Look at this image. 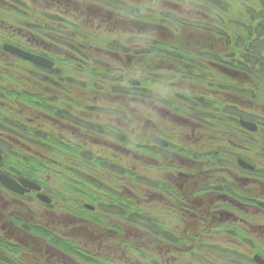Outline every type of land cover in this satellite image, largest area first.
I'll list each match as a JSON object with an SVG mask.
<instances>
[{
  "label": "rangeland",
  "instance_id": "374dc122",
  "mask_svg": "<svg viewBox=\"0 0 264 264\" xmlns=\"http://www.w3.org/2000/svg\"><path fill=\"white\" fill-rule=\"evenodd\" d=\"M34 4H43V1L35 0ZM48 4L53 6L49 12L55 13L56 8L61 6L64 11L60 13H63V22L68 24L70 36L72 33L76 35V45L93 60L94 65L106 66L108 74L104 77H108L112 87L117 84L116 76H119L122 79L118 88L132 89L136 94L140 86L141 90L155 92L154 96L148 92L143 93L140 98H130L133 91L121 94L119 100L123 101V105L124 101L129 102L126 111L132 110L137 114L138 119L133 122H127L128 115L124 111L123 115L119 109H108V125L127 132L125 139L134 142L136 147H130L121 139H102V145L108 142L110 168L108 181H105L108 194H117L121 201L131 202L132 208L134 206L143 210L140 221L146 228L120 220L117 217L120 208L117 210L111 205L110 199L103 192H99L100 197L96 196L97 201L108 205L101 204L93 214L95 227L103 229L108 226L115 247L122 243L115 237L119 234L126 237L137 235L134 238L143 242L148 233L152 234V229L161 225L163 232L173 238L176 244V250L172 249L170 253L176 264H254L253 254L241 252L233 246L223 249L219 245L213 246L223 242L222 238L227 240L223 230L210 232V235L219 232L218 240L198 243L196 238H192L196 247L192 251L187 250L191 244L189 236L197 230L192 228L195 218L189 217V212L179 202L166 200V203H158L157 195L161 191L160 194L166 199L172 197L173 187L165 190L170 181L177 183L176 196L183 197L186 191L183 185L188 180L208 179L211 184H216L219 180L233 181L252 177L235 162L238 156L245 155L248 159L246 156L252 148L250 139L257 143L258 151L248 160L258 167L264 166V153L259 151V147L264 151V0H48ZM0 12V19L4 21L3 27H0L1 44L3 39L13 38L14 33H23L19 22L24 20L17 22L10 13ZM203 21L209 24L205 25ZM63 31H67L65 26ZM172 34H175L178 43H188V48L193 49L190 52L175 49L171 45ZM244 48L252 52L257 65L254 91L242 89L243 83L231 84L232 76L217 67L218 64L231 62L222 60L220 55L223 52L238 54ZM76 56L79 58V54ZM184 56L198 69L192 75L171 70L175 67L163 62V59L171 58L184 61L181 59ZM155 58H160L159 66ZM77 61L74 67L63 61L59 64L60 72L76 80H84L87 71L81 72ZM29 66L23 62L17 64V67L26 70L30 69ZM17 77L25 81L22 74ZM5 85L6 88L10 86ZM34 87L37 85L28 90L34 92ZM22 92L17 86L16 91L14 88L10 90L14 96H9L18 99ZM72 93L76 96V104L85 100L83 97L86 93H82L79 88ZM18 111L26 122L31 119L38 121V115L26 106H19ZM237 118L261 125L260 132L257 135L240 132L236 126ZM224 120L228 123L231 137L237 134L241 140L245 138V144L249 143V147L238 141L232 143L233 148L219 147L226 140L223 135L226 132ZM157 140L163 143L176 140L182 149L193 150L189 156L192 161L160 169L158 162L162 159L154 157L156 153L153 152L159 149ZM239 145L244 146L246 153ZM128 151L131 154L126 155ZM151 163L157 164L158 170L149 168ZM253 177L264 181L261 173ZM155 180H159L156 187L152 185ZM50 181L51 196L79 198L81 203L93 199L91 193L85 194L87 190L77 189L76 194H73L66 180ZM144 181L152 189L145 186L141 188ZM159 185L165 187L159 189ZM208 197L215 196L208 193ZM128 211L131 212V209ZM80 212L81 216L89 217L85 209ZM118 254L117 251L113 252L114 256ZM261 254L264 256V253ZM150 255L154 256L153 253ZM112 259L115 262L122 260L117 257Z\"/></svg>",
  "mask_w": 264,
  "mask_h": 264
},
{
  "label": "flooded vegetation",
  "instance_id": "af4514ba",
  "mask_svg": "<svg viewBox=\"0 0 264 264\" xmlns=\"http://www.w3.org/2000/svg\"><path fill=\"white\" fill-rule=\"evenodd\" d=\"M42 1L43 4H34L35 0H0V10L3 13H10L17 22L24 20L19 22L23 33H14L13 38L9 36L10 39H3L0 44V89L4 88L5 84H10V90L14 88L16 91L18 74H22L25 79L26 89H30L38 82L39 74L44 77L42 79L46 84L48 72L32 64H29L32 67L29 70L17 67L18 63H22V59L7 52L3 44H11L27 52L53 59L60 55L71 57V52H63L64 17L60 12L64 10L58 6L56 13L49 12L53 6L50 7L48 0L47 4L46 0ZM3 23L4 21L0 19V27H3ZM203 23L209 24L207 21ZM33 25L44 28L41 37L32 31ZM49 26L60 27L61 33L50 37L47 29ZM20 38L23 40L21 41ZM171 39V45L175 49L189 52L193 49L188 48V43H178L175 34L171 35ZM55 40L61 46V53L49 50V44H54ZM75 54L78 53L74 52L73 57L76 56ZM220 57L223 61H231L217 65L219 70L232 76L230 83H234L233 85L243 83L242 89L254 91L257 65L252 52L244 48L238 54L223 52ZM155 60L161 62L160 58ZM163 62H170L178 72L192 74L198 71L196 65L190 61L171 58V60L163 59ZM10 90L0 91V154L4 157L0 162V174L19 181L20 177L25 176L10 171L5 166V153L19 146L12 133L18 103L8 95ZM260 151L264 153L263 149ZM249 152L251 156L254 152L257 153L255 148ZM253 165V170L246 171L252 177H242L233 181L219 180L216 184H211L208 180H188L186 185H183L186 189L184 192H187H183V197L176 196L175 181L168 182L165 188L166 190L173 187L172 197L169 199L158 191V203H166V200L179 202L189 212V217L195 218L192 228L197 230L191 232L189 236L191 244L188 245L187 250L192 251L196 247L193 244V236L197 242L214 241L219 239V232L210 234L223 230L225 232L223 234L228 237L227 240L222 238L223 242L213 246L219 245L221 249L233 246L241 252L260 254L264 258L261 254L264 253V181L253 177L259 173L264 175V166L258 167L255 163ZM39 184L41 187L39 192L27 191L21 187L22 193H16L0 182V264H176L170 256L172 249L176 250L174 239L167 237L157 226L152 229V234L148 233L147 237L143 238V242L134 238L137 235L126 237L124 234H119L115 237L122 243L113 247L111 239L113 235L108 233V226L102 229L93 224L95 221L92 219L93 214L99 207L95 205L94 209L90 210L84 206L90 203L87 202L88 200L81 203L79 198L51 196L44 185ZM141 184V188L145 186L152 189L145 181ZM39 193L47 194V200L39 198ZM208 193L215 197L209 198ZM81 209H85L88 218L81 216ZM106 216L108 218V214ZM114 251L119 254L114 256ZM113 257L122 260L115 262ZM253 263L255 264L254 261Z\"/></svg>",
  "mask_w": 264,
  "mask_h": 264
},
{
  "label": "trees",
  "instance_id": "16d2710c",
  "mask_svg": "<svg viewBox=\"0 0 264 264\" xmlns=\"http://www.w3.org/2000/svg\"><path fill=\"white\" fill-rule=\"evenodd\" d=\"M64 26L67 31H63L64 41L62 45L65 47L63 52H71V57L69 59L66 56L61 57L64 55L56 57L55 68L47 72V83L44 84L46 81H43L42 78L44 77L39 74L38 82L35 84L37 87L33 88L34 92L26 89V83L21 82L19 78L16 80V85L20 86V90L23 91L19 94L18 99H16L18 103L15 114L16 121L12 124V133L17 139L19 146L13 148V151L5 153V166L10 171H14L17 174L41 183L48 192L50 190L52 191L46 185L48 181L50 182V179L66 180L65 182L69 183L67 187L70 186L73 194H76L77 189L87 190L85 193L87 195L91 193L93 199L89 201H91V204L97 205V207H100L101 204H104L102 206L108 205L107 203H98L97 201V198L101 196L99 192H103L110 199L111 205L117 210L120 208L119 212H117L120 214V217L117 214L120 220L125 221V223L136 224L141 228H146L140 221L141 216L144 214L143 210L140 208L137 209V207L134 208V206L132 208L131 202L121 201L120 197L117 198V194H108V185L105 183V181H108V169L110 168L108 164V142L102 145V139H115L119 141L121 139V141H124L130 147H136L134 142L125 139L128 136L126 135L127 132L108 125V109H119L123 115L124 111L128 115L126 117L128 118L127 122H133V120L138 119L137 114L132 112L131 109V111H126L128 110L127 106L129 102L124 101L123 105V101L119 100L121 94L123 92L133 91L134 94L130 95V98L132 96L140 98L143 93L148 92V94L151 93L149 95L154 96L155 92L141 90L140 86H138L136 94L132 89L118 88L122 79L119 76H116L115 83L117 84L112 87L108 83V77H104V75L108 74L106 66L104 64L94 65L93 60L85 54L79 45H76L78 43V40L74 39L76 35L72 33V36H70L68 24L65 23ZM47 29H49L50 37L51 35L54 36L61 33L56 27L49 26ZM32 31L38 33L41 37L44 28L33 25ZM49 50L59 53L62 52L61 46L56 40L54 44H49ZM74 52H78L79 58L76 56L73 57ZM180 53H183V51H180ZM181 59L187 61L185 56ZM63 61L69 63L72 67H74L75 61H77V66L81 68V72L87 71L85 79L76 80L73 77L61 73L59 64H62ZM23 63L27 64V62ZM8 77L10 78V76ZM76 88H79L82 93H86L83 97L85 100L79 104H76V96L72 93ZM10 89L11 86H8V88L4 86L0 91ZM51 93L57 94L50 95ZM8 95L14 96V93L8 91ZM19 106H26L33 114H37L38 121L36 122L35 119H31V122H26L25 117L18 111ZM68 108L72 109L69 110ZM23 119L25 120L23 121ZM223 123L225 125L224 129L227 132L223 134L226 140L220 143L219 147L233 148L232 143L235 141L239 143L244 142V145L249 147V143L245 144V138L241 140L237 134L231 137L227 121L224 120ZM32 124H36V126H32ZM236 126L240 132L250 135L240 128L238 121ZM56 127L57 129L62 128L63 130L56 131ZM156 142L159 144V149L153 151L156 153L154 157L162 159L161 161H159L160 159L158 160L161 166L151 163L149 168L157 169L158 166L161 169L165 166V169H167L174 164H184L185 162L189 163L192 161L189 156L192 155L193 150L182 149L176 140L171 142L165 141L166 143H163L162 140H157ZM239 148L245 149L241 145H239ZM127 154L131 153L128 151L126 152ZM246 157L249 159L250 154H247ZM146 168L148 170V164ZM158 181L155 180L152 185L156 186ZM159 187L163 189L165 186L159 185ZM97 195L98 197H96ZM124 204L126 208H123ZM129 208L131 212L128 211ZM122 209H124L123 212H121ZM157 227L164 233L161 228L163 226L157 225Z\"/></svg>",
  "mask_w": 264,
  "mask_h": 264
},
{
  "label": "water",
  "instance_id": "95a60500",
  "mask_svg": "<svg viewBox=\"0 0 264 264\" xmlns=\"http://www.w3.org/2000/svg\"><path fill=\"white\" fill-rule=\"evenodd\" d=\"M4 48L6 50H8L9 52H11V53H13V54H15L21 58H24L27 61L35 63L39 66H42V67H45L48 69H51L53 67V62L50 61L49 59L45 58V57H40V56L31 54V53L25 52V51L21 50L20 48L15 47L13 45H9V44H4ZM240 125L250 132H256L258 130L257 125L253 122L241 120ZM1 160H2V156L0 155V161ZM237 162L241 167H243L245 169H253L254 168L252 165H250L248 162H246L242 159H238ZM0 181L6 188L13 190V191H16L18 193H21V191H20L21 185L18 182H16L15 180H13L12 178H10L6 175L0 174ZM19 181L22 184V186L27 189V191H31V190L39 191L40 190V187L36 183H34V182H32L26 178L20 177ZM38 196L43 200H47L46 195L39 194ZM48 201H50V200H48ZM89 208H91V207H89ZM254 259L258 263H264V260L258 255H256L254 257Z\"/></svg>",
  "mask_w": 264,
  "mask_h": 264
},
{
  "label": "bare ground",
  "instance_id": "6f19581e",
  "mask_svg": "<svg viewBox=\"0 0 264 264\" xmlns=\"http://www.w3.org/2000/svg\"><path fill=\"white\" fill-rule=\"evenodd\" d=\"M97 207V206H96ZM98 209V208H97Z\"/></svg>",
  "mask_w": 264,
  "mask_h": 264
}]
</instances>
